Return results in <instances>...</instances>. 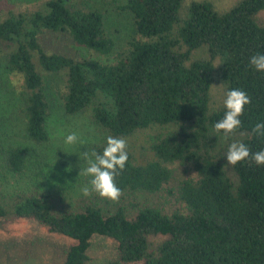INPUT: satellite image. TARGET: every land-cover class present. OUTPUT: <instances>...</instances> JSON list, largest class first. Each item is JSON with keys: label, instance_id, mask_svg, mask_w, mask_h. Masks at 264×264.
I'll return each instance as SVG.
<instances>
[{"label": "trees", "instance_id": "obj_1", "mask_svg": "<svg viewBox=\"0 0 264 264\" xmlns=\"http://www.w3.org/2000/svg\"><path fill=\"white\" fill-rule=\"evenodd\" d=\"M183 1L108 0L129 15L134 33L111 62L47 53L38 40L45 31L61 33L79 47L108 55L113 41L96 9L45 0L35 11L0 21L5 68L23 96L28 140L41 144L48 139L45 76H57L65 114H87L106 138L127 140L128 162L115 181L122 192H159L172 176L169 164L195 173L178 182L175 195L181 205L170 213L132 204V216L123 206L104 214L95 203L78 212H57L49 192L0 194V222L32 220L73 241L58 264H89L93 236L115 244L116 258L106 264H264V166L251 160L231 166L232 180L214 152L217 135L223 136L214 124L224 116L226 92L236 88L247 92L251 103L231 136H241L239 142L252 152L264 149V137L252 132L264 122V72L249 63L252 55L264 53V26L255 23L264 0H240L223 12L205 0ZM199 49L206 56L194 58ZM213 82L221 85L223 98L208 112ZM145 131L153 138L148 157L140 161L130 144ZM105 144L88 150L102 153ZM2 154L11 175L26 174L32 156L20 147H7ZM39 175L32 174L35 183Z\"/></svg>", "mask_w": 264, "mask_h": 264}, {"label": "rangeland", "instance_id": "obj_2", "mask_svg": "<svg viewBox=\"0 0 264 264\" xmlns=\"http://www.w3.org/2000/svg\"><path fill=\"white\" fill-rule=\"evenodd\" d=\"M45 0H0V21L8 14L31 12L39 8ZM75 7L91 8L101 11L106 34L113 41V49L106 56L97 55L90 50L75 45L61 33L43 32L38 36L40 46L47 53H59L75 59L94 58L103 62H111L116 52L126 47V42L134 37L129 15L115 9L105 1L69 0ZM191 1L184 0L182 4ZM210 2L215 11L230 9L240 0H205ZM255 23L264 26V8L255 15ZM194 58L205 57L203 49L197 50ZM5 49L0 45V194L10 191H21L25 194L45 193L53 197L57 212H78L86 204L95 203L104 214L112 213L117 206H123L132 216L135 210L132 204L157 207L165 212L180 208L176 197V187L180 180L194 177L188 166L175 163L167 165L172 176L163 189L153 194L142 192H122L118 201L101 198L95 192L84 196L82 188L87 186V176L79 175L80 168L87 166L84 153H90L89 146L102 144L106 140L104 131L93 124L87 114L67 115L61 108L59 96L63 83L57 76H45V93L48 102V116L45 122L48 139L45 143L35 144L28 140L24 131V116L21 112L23 96L15 76L5 68ZM223 90L219 83L213 82L209 90L208 112L218 108L222 102ZM77 133L83 143L65 144V138ZM152 132L140 133V137L131 140L130 147L138 149L140 156L136 160H144L148 156V145ZM241 136L225 138L217 135L215 147L216 157L224 164L227 175L233 180L231 165H227L226 150L230 143L240 141ZM7 147H20L28 159L26 174L18 177L11 175L3 166V150ZM71 153V154H69ZM35 156L43 157L39 162ZM71 165V171H66ZM63 169L60 173L58 170ZM58 172H57V171ZM40 173L37 183L32 174ZM22 178V179H21ZM89 186V185H88ZM90 187V186H89ZM169 190L171 193H167ZM73 241L59 235L50 234L46 229L32 220L7 219L0 222V264H58L62 261L66 247ZM87 255L89 264H106L116 258L113 241L93 236ZM132 264H141L140 262Z\"/></svg>", "mask_w": 264, "mask_h": 264}, {"label": "clouds", "instance_id": "obj_3", "mask_svg": "<svg viewBox=\"0 0 264 264\" xmlns=\"http://www.w3.org/2000/svg\"><path fill=\"white\" fill-rule=\"evenodd\" d=\"M249 63L255 70L264 72V53L252 55ZM225 95L226 98L223 102L225 113L223 118L214 124V130L217 133H223V136L227 138L235 134L236 130L241 127L240 117L244 113L245 106L251 103V98L247 92L239 88L229 90ZM252 132L264 137V122L256 123ZM64 142L67 145L83 143L75 132L67 135ZM127 148L128 142L125 138L108 136L102 153L92 150L90 153L83 154L87 166L83 169L80 168L79 175L91 178L90 187L84 186L81 190L84 196L95 192L101 198L110 199L114 202L119 200L122 190L115 181L128 162ZM225 156L227 165L235 166L243 161L251 160L257 166H264V149L252 152L251 148L243 142L234 141L230 143ZM66 171H71V165Z\"/></svg>", "mask_w": 264, "mask_h": 264}]
</instances>
